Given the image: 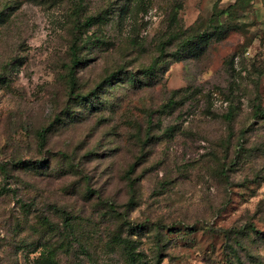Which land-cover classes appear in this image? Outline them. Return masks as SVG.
<instances>
[{
	"label": "rangeland",
	"instance_id": "obj_1",
	"mask_svg": "<svg viewBox=\"0 0 264 264\" xmlns=\"http://www.w3.org/2000/svg\"><path fill=\"white\" fill-rule=\"evenodd\" d=\"M0 264H264V0H0Z\"/></svg>",
	"mask_w": 264,
	"mask_h": 264
},
{
	"label": "trees",
	"instance_id": "obj_2",
	"mask_svg": "<svg viewBox=\"0 0 264 264\" xmlns=\"http://www.w3.org/2000/svg\"><path fill=\"white\" fill-rule=\"evenodd\" d=\"M70 51H71V56H72V60H73V64H74L76 62L77 51H78V46H77L76 42L75 43L73 42V44H72V46L70 48ZM169 104H170V101H169ZM260 111L261 110H259V112ZM45 131L46 130H41L38 133L39 139L42 142L45 141V139H44V136H45L44 133H45ZM42 223L48 224V226H50V222L46 218H43ZM66 225H69L68 219L66 220ZM41 247H44V246H41ZM55 251L56 250L53 247L46 246L45 249L44 250H41L39 253H40V255H42V254H44V253L47 252L46 260L48 261V263H52L54 261ZM128 252H130V250H128ZM38 259H39V256L37 258H35V261H38Z\"/></svg>",
	"mask_w": 264,
	"mask_h": 264
}]
</instances>
